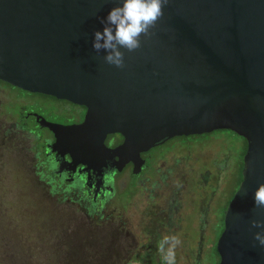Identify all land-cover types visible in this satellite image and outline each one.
Wrapping results in <instances>:
<instances>
[{
    "label": "water",
    "instance_id": "water-1",
    "mask_svg": "<svg viewBox=\"0 0 264 264\" xmlns=\"http://www.w3.org/2000/svg\"><path fill=\"white\" fill-rule=\"evenodd\" d=\"M120 0H0V82L86 108L77 126L37 121L53 135L48 147L80 164L116 158V172L175 137L229 131L245 142L240 179L222 212L218 264H264L253 235L264 209L253 193L264 184V0H168L164 15L124 49V68L94 51ZM42 120V121H41ZM107 134L122 142L108 151ZM102 148L107 155L99 150Z\"/></svg>",
    "mask_w": 264,
    "mask_h": 264
},
{
    "label": "rangeland",
    "instance_id": "rangeland-1",
    "mask_svg": "<svg viewBox=\"0 0 264 264\" xmlns=\"http://www.w3.org/2000/svg\"><path fill=\"white\" fill-rule=\"evenodd\" d=\"M0 89L20 97L11 87L0 84ZM11 100L5 107L19 123V109ZM40 137L46 142L45 134ZM242 144L225 131L163 142L149 152L150 159L163 157L152 163L153 172L148 162L135 188L131 185L136 179L124 174L128 185L116 188L114 196L122 190L119 202L110 204L102 216L120 214L128 240L138 243L135 258H149L144 264H163L158 242L176 234L182 241L176 264H217L215 243L224 205L237 188ZM23 164L0 139V264H93L101 259L107 238L92 235L82 216L43 197Z\"/></svg>",
    "mask_w": 264,
    "mask_h": 264
},
{
    "label": "flooded vegetation",
    "instance_id": "flooded-vegetation-1",
    "mask_svg": "<svg viewBox=\"0 0 264 264\" xmlns=\"http://www.w3.org/2000/svg\"><path fill=\"white\" fill-rule=\"evenodd\" d=\"M0 84L11 87L20 94V97L13 98L0 89V139L14 150L16 156H20L24 170H27L25 173L39 189L40 194L82 216L91 226L92 235L96 234L99 237L100 234L107 238L108 243L104 246L110 254L106 261L128 264L137 260L146 263L148 257L135 258L138 243L134 238L128 240L120 214L104 217L102 211L110 204L119 202L118 194L128 185L124 174L136 179L131 185L135 188L141 181L138 177H142V171L148 162L152 173V163L163 157L150 159L148 156L150 149L140 155L143 166L137 174H132L130 162L116 172L114 157L102 158L97 163L80 164L76 160L72 161L68 154L61 157L59 154L51 153L48 147L53 141V135L37 121L41 118L49 124L77 126L83 122L86 108L51 96L22 91L3 82ZM8 100L19 109V123L13 121V115L8 113L5 107ZM42 134L47 136L46 142L40 141ZM36 142L40 143L37 147ZM121 142L122 138L118 134H107L102 139V145L108 151H113ZM86 145L84 150L97 149L96 151L99 150L103 156L107 155L102 148H89V145ZM120 186H123L122 190L114 196L116 188ZM145 251H149L148 246ZM161 263L164 264L163 261Z\"/></svg>",
    "mask_w": 264,
    "mask_h": 264
},
{
    "label": "clouds",
    "instance_id": "clouds-1",
    "mask_svg": "<svg viewBox=\"0 0 264 264\" xmlns=\"http://www.w3.org/2000/svg\"><path fill=\"white\" fill-rule=\"evenodd\" d=\"M168 0H120L101 21L103 31L94 33L92 47L97 53L104 50L103 60L108 65L124 68V52L131 53L141 48V37L149 38L156 23L164 15ZM253 204L264 209V184L253 193ZM251 227L264 229V222L253 220ZM253 240L264 249V231L253 235ZM182 244L178 234L164 235L158 242V252L164 264H176V249Z\"/></svg>",
    "mask_w": 264,
    "mask_h": 264
},
{
    "label": "trees",
    "instance_id": "trees-1",
    "mask_svg": "<svg viewBox=\"0 0 264 264\" xmlns=\"http://www.w3.org/2000/svg\"><path fill=\"white\" fill-rule=\"evenodd\" d=\"M222 131H225V130H222ZM225 132H227V133H230L231 135H233V136H236V135H234V134H232L231 132H229V131H225ZM204 135H208V134H204ZM204 135H201V136H204ZM190 137V136H189ZM237 137V136H236ZM237 138H239L241 141H242V148H241V152H240V157L242 156V154H243V152H244V149H245V142L243 141V139H241L240 137H237ZM240 169H241V160L239 161V162H237V168H236V175H237V177H236V182H237V184H238V182H239V179H240ZM227 204V203H226ZM226 204L224 205V208H225V206H226ZM223 208V209H224ZM85 223L87 224V222L85 221ZM90 225H88V227H89ZM91 228V226L89 227V229ZM108 243V241H106V243L105 244H107ZM104 256H102L101 257V259H98V260H96L95 261V263H93V264H100V260L103 262V260H105L106 258H103V257H107L109 254H110V252L105 248V246H104ZM216 257H217V255H216ZM217 259H218V257H217ZM103 264H107L106 262L105 263H103Z\"/></svg>",
    "mask_w": 264,
    "mask_h": 264
}]
</instances>
